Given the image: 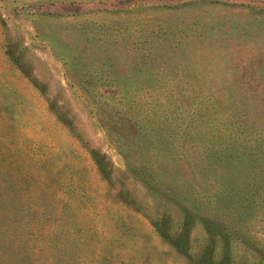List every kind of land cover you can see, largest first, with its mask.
<instances>
[{
    "label": "rangeland",
    "instance_id": "374dc122",
    "mask_svg": "<svg viewBox=\"0 0 264 264\" xmlns=\"http://www.w3.org/2000/svg\"><path fill=\"white\" fill-rule=\"evenodd\" d=\"M0 232V264H264V0H0Z\"/></svg>",
    "mask_w": 264,
    "mask_h": 264
},
{
    "label": "trees",
    "instance_id": "16d2710c",
    "mask_svg": "<svg viewBox=\"0 0 264 264\" xmlns=\"http://www.w3.org/2000/svg\"><path fill=\"white\" fill-rule=\"evenodd\" d=\"M3 235H4V233H1L0 232V237H1V240L3 239ZM22 260V259H21ZM19 260H14V262L13 263H16V262H18Z\"/></svg>",
    "mask_w": 264,
    "mask_h": 264
}]
</instances>
